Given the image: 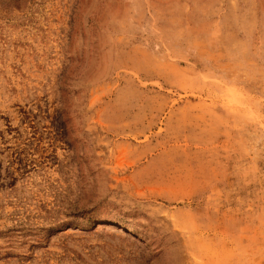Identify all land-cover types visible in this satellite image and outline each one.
<instances>
[{
  "label": "rangeland",
  "instance_id": "374dc122",
  "mask_svg": "<svg viewBox=\"0 0 264 264\" xmlns=\"http://www.w3.org/2000/svg\"><path fill=\"white\" fill-rule=\"evenodd\" d=\"M0 264H264V0H0Z\"/></svg>",
  "mask_w": 264,
  "mask_h": 264
}]
</instances>
